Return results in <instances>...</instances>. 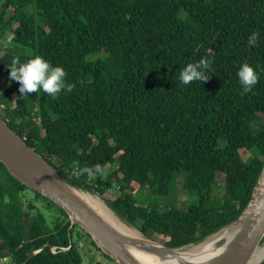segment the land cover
Returning <instances> with one entry per match:
<instances>
[{"label": "trees", "instance_id": "16d2710c", "mask_svg": "<svg viewBox=\"0 0 264 264\" xmlns=\"http://www.w3.org/2000/svg\"><path fill=\"white\" fill-rule=\"evenodd\" d=\"M0 52V116L69 184L98 193L148 238L181 247L247 208L264 166V0H2ZM34 55L61 66L71 91L21 96L11 60ZM202 57L208 78L183 85L180 71ZM244 62L259 73L248 93L237 77ZM179 174V197L195 191L187 205L168 201ZM82 239L113 260L0 161L2 255L80 264Z\"/></svg>", "mask_w": 264, "mask_h": 264}, {"label": "water", "instance_id": "95a60500", "mask_svg": "<svg viewBox=\"0 0 264 264\" xmlns=\"http://www.w3.org/2000/svg\"><path fill=\"white\" fill-rule=\"evenodd\" d=\"M0 161L11 175L61 207L68 214L71 224H77L88 233L96 245L113 260L119 264H140L127 247L128 243L135 240L134 237L122 233L86 202L76 188L1 116ZM263 171L264 166L260 178ZM253 199L254 193L242 214L227 224L239 225V228L224 249L203 261H189L190 264H248L264 236V191L250 207ZM178 248L161 242L154 251L157 257L175 258Z\"/></svg>", "mask_w": 264, "mask_h": 264}, {"label": "bare ground", "instance_id": "6f19581e", "mask_svg": "<svg viewBox=\"0 0 264 264\" xmlns=\"http://www.w3.org/2000/svg\"><path fill=\"white\" fill-rule=\"evenodd\" d=\"M78 194L88 202L97 212L106 218L113 226L122 233L134 237V241L127 244L128 249L140 262V264H190L189 261H203L208 257L220 252L226 246L239 225H226L206 240L191 245H185L177 249V257L161 258L155 255V247L161 242L148 238L141 234L139 229L119 218L108 205L96 194L81 187H75ZM264 191V171L256 186L252 207L260 194ZM137 239V241H136ZM221 242V243H220ZM203 259V260H202ZM264 259V242L259 244L253 251L248 264H259ZM195 263V262H193ZM192 263V264H193ZM199 263V262H198Z\"/></svg>", "mask_w": 264, "mask_h": 264}, {"label": "clouds", "instance_id": "9594fccd", "mask_svg": "<svg viewBox=\"0 0 264 264\" xmlns=\"http://www.w3.org/2000/svg\"><path fill=\"white\" fill-rule=\"evenodd\" d=\"M12 37H9L11 41ZM257 33L252 32L248 43L255 46ZM212 61L202 57L199 61L188 63L179 73V80L185 86L193 81H204L208 77L206 73H211ZM258 67V66H257ZM9 80L19 82L18 91L21 96L29 93L42 91L55 98L62 90L71 91L73 85L66 82L65 70L57 65L53 66L41 55H34L21 62L20 57L11 60L9 68ZM238 81L242 87V93H248L257 84L259 73L247 62L240 65L237 71Z\"/></svg>", "mask_w": 264, "mask_h": 264}, {"label": "rangeland", "instance_id": "374dc122", "mask_svg": "<svg viewBox=\"0 0 264 264\" xmlns=\"http://www.w3.org/2000/svg\"><path fill=\"white\" fill-rule=\"evenodd\" d=\"M1 3H2V0H0V5H1ZM1 53L2 52H0V55H1ZM244 156H248L247 155V153H244ZM216 179H217V181L220 183V184H222L223 182H224V179H225V176H224V174L223 173H221V172H217V175H216ZM176 182H177V184H176V188H172L171 189V191H170V196H169V198H168V201L171 203V204H175V205H178V204H183V205H187V204H189V203H191V202H194L195 201V199H196V197L195 196H193V194L192 193H194L195 191H190V195H188V196H185V195H181V197H179V193L177 192L178 190V188L180 187V185H181V182H182V174H179L178 175V177H177V180H176ZM83 189H87V190H89V191H91L92 193H94V194H96V195H98V193H96V192H93L92 190H90V189H88V188H84L83 187ZM255 191H256V187H255ZM255 191H254V193H255ZM24 194H26V197H25V204L27 205L28 204V202H34V198H33V196H32V193H31V191H28V190H26L24 193H23V195ZM99 196V195H98ZM100 197V196H99ZM101 198V197H100ZM164 198L165 197H161V202L164 200ZM102 199V198H101ZM103 200V199H102ZM104 201V200H103ZM164 202V201H163ZM37 203V205H39V206H41V204L39 203V201L38 202H36ZM125 221V220H124ZM128 223V222H127ZM134 226V225H133ZM136 227V226H135ZM223 228V227H222ZM219 231V230H218ZM217 231V232H218ZM150 233H152L153 235H156L154 232H150ZM216 233V232H215ZM214 233V234H215ZM142 234V233H141ZM142 235H144V234H142ZM213 235V234H212ZM212 235H210V236H212ZM210 236H208V237H206V238H204L203 240H199V241H196V242H192V243H189V244H187V245H191V244H197V243H200V242H202V241H204V240H206L207 238H209ZM147 237V236H146ZM156 237L160 240V242H162V240L156 235ZM73 239L74 240H76V230H74V234H73ZM264 242V240L263 241H261L260 242V244L261 243H263ZM221 243V242H220ZM79 247H80V251H81V254H82V261H81V263L80 264H91V262H90V255H93V257L95 258V259H98V260H101V261H103V262H105V263H107V264H119L117 261H115V260H109V259H107V258H105L102 254H101V252L100 251H98V250H96V249H94L93 247H89V246H87L86 245V242H85V240L84 239H82L81 240V242H79ZM185 246V245H184ZM183 247V246H182ZM181 248V247H180ZM90 250V251H89ZM264 260V259H263ZM262 260V261H263ZM261 261V262H262ZM260 262V263H261ZM259 263V264H260Z\"/></svg>", "mask_w": 264, "mask_h": 264}, {"label": "built area", "instance_id": "2783aa9c", "mask_svg": "<svg viewBox=\"0 0 264 264\" xmlns=\"http://www.w3.org/2000/svg\"><path fill=\"white\" fill-rule=\"evenodd\" d=\"M6 74L5 73H0V81L2 83L3 79L5 78ZM0 106H2V104L0 103ZM81 242V240H80ZM69 247V246H67ZM51 251L52 252H55L56 251V247L55 246H52L51 247ZM0 264H16L14 261H12V259L10 258V255H2L0 253Z\"/></svg>", "mask_w": 264, "mask_h": 264}]
</instances>
